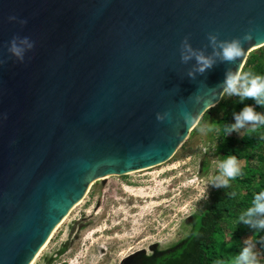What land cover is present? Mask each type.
Instances as JSON below:
<instances>
[{
  "label": "water",
  "instance_id": "1",
  "mask_svg": "<svg viewBox=\"0 0 264 264\" xmlns=\"http://www.w3.org/2000/svg\"><path fill=\"white\" fill-rule=\"evenodd\" d=\"M249 30L235 64L187 76L185 36L205 49ZM16 35L35 41L23 62ZM263 46L264 0H0V264H32L93 183L170 160L196 126L157 113L203 117Z\"/></svg>",
  "mask_w": 264,
  "mask_h": 264
},
{
  "label": "rangeland",
  "instance_id": "2",
  "mask_svg": "<svg viewBox=\"0 0 264 264\" xmlns=\"http://www.w3.org/2000/svg\"><path fill=\"white\" fill-rule=\"evenodd\" d=\"M217 143L214 132L204 135L196 127L167 162L93 183L34 264H121L173 247L217 189L209 185L218 174Z\"/></svg>",
  "mask_w": 264,
  "mask_h": 264
},
{
  "label": "trees",
  "instance_id": "3",
  "mask_svg": "<svg viewBox=\"0 0 264 264\" xmlns=\"http://www.w3.org/2000/svg\"><path fill=\"white\" fill-rule=\"evenodd\" d=\"M242 69L264 75V46L249 54ZM246 105L264 113V107L252 100L240 102L238 97L223 95L219 104L207 111L201 121L202 124L216 123L221 128L219 133L214 132L218 161L235 155L245 162L242 174L231 181V187L213 192L207 207L193 216L191 230L183 240L164 251L135 254L121 264H231L242 250L247 234H251L253 241H264V231L256 232L238 223L241 212L251 205L253 194L264 190V126L251 135L244 131L241 137L235 132L225 136L223 132L224 125L235 123L233 113ZM215 112L221 113L220 117L217 118ZM233 192L235 196L231 195ZM257 248L260 264H264V243H258Z\"/></svg>",
  "mask_w": 264,
  "mask_h": 264
},
{
  "label": "clouds",
  "instance_id": "4",
  "mask_svg": "<svg viewBox=\"0 0 264 264\" xmlns=\"http://www.w3.org/2000/svg\"><path fill=\"white\" fill-rule=\"evenodd\" d=\"M15 20L16 17H9ZM21 25L27 23L26 20L19 21ZM208 45L205 49L193 48L189 43V37L185 36L180 45V60L183 64H188L195 60V64L188 70L187 76L195 79L197 74L203 75L207 70L212 69L218 62L235 64L245 54L243 45L252 41L253 34L249 30L242 37L233 38L231 40H221L218 33H209L207 36ZM35 41L29 37L13 36L8 43V52L16 60L23 62L28 51L33 49ZM212 49L210 54H206V48ZM2 63V61H0ZM220 92L228 97H238L240 102L252 100L256 105L264 107V75L255 74L251 71H243L241 66L235 71L228 68L225 73V79L215 88L209 89L212 94ZM203 97L197 95L196 103H200ZM235 123L226 124L223 127L225 136L236 132L241 135V130L251 135L257 132L261 126H264V113L256 111L255 107L246 105L238 113H233ZM156 119L159 122L168 121L172 123L176 120L174 127L179 128L180 119L188 128L193 125L198 127L201 134L207 135L211 132L219 133L221 128L216 123H201L203 117L200 113L195 114L188 110H182L177 117H173L171 111L157 113ZM242 174V162L235 155H228L225 159L218 163V174L215 175L209 185L217 189L231 187V181H234ZM208 185V186H209ZM206 188V192L208 189ZM235 196V192L231 193ZM238 223H243L256 232L264 231V190H260L253 194L251 205L238 217ZM264 241H253L248 238L244 241V247L236 255L231 264H260V253L257 250V244Z\"/></svg>",
  "mask_w": 264,
  "mask_h": 264
},
{
  "label": "bare ground",
  "instance_id": "5",
  "mask_svg": "<svg viewBox=\"0 0 264 264\" xmlns=\"http://www.w3.org/2000/svg\"><path fill=\"white\" fill-rule=\"evenodd\" d=\"M55 233V232H54ZM54 235V234H53ZM52 235V236H53ZM52 238V237H51ZM51 240V239H50ZM50 240L47 242V244L50 242ZM47 244L42 248V250L39 252V254H38V256L36 257V259L39 257V255L41 254V252L45 249V247L47 246ZM36 259H35V261H36ZM34 261V262H35ZM34 262L32 263V264H34Z\"/></svg>",
  "mask_w": 264,
  "mask_h": 264
}]
</instances>
